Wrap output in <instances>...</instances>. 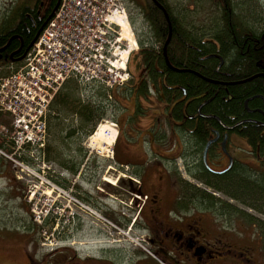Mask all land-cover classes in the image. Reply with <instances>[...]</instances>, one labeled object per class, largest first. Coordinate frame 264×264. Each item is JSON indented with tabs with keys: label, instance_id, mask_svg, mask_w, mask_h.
Returning <instances> with one entry per match:
<instances>
[{
	"label": "flooded vegetation",
	"instance_id": "1",
	"mask_svg": "<svg viewBox=\"0 0 264 264\" xmlns=\"http://www.w3.org/2000/svg\"><path fill=\"white\" fill-rule=\"evenodd\" d=\"M49 1L13 0L9 2L11 3L9 6L0 5V35H3V40L0 41V79L9 78L21 70L31 50L30 43L25 42L23 37L16 33L22 20H14L15 17L28 18L32 15L28 9L33 8L37 10L33 14L41 16ZM146 1L148 4L143 6L142 15L148 12L151 5L155 7L151 0ZM201 35L204 40L208 39V36ZM147 45L148 47L144 48L142 43L139 48L156 50V47L152 46L151 43H147ZM158 47H160V44ZM162 49L163 46H161L163 62L169 68L166 50L164 55ZM158 62L160 61L157 60L156 62L154 57L153 63L158 64ZM139 66L141 69L138 83L129 86L127 80L123 86L129 88L127 93L129 96L124 94L121 104L132 101V109L129 111V107L123 105L118 122L130 128L131 134L127 145L120 149L118 156L123 157L124 159L121 162L128 166L127 169L122 167V171L128 174L130 178L133 177L138 181L135 190V205L139 209L137 225L147 233V241L154 252L151 258L160 264H253V260L249 256L250 248H232L222 239V235L227 236L224 233L225 229L223 230L212 223L206 224L207 221L204 220L205 212L202 207H199V209L189 208L188 200L179 196V192L184 189L177 186V180H181V178H179L180 174L176 172L177 160H179L183 172L190 177L202 178L203 172H206L208 176L223 175L236 167H247L252 170L253 166L256 169L253 170L254 175H263L264 145L262 146V154L259 145L256 146L254 152L253 148L247 144L246 139L240 134L241 129L238 128L245 124H256V127L260 126L262 128L260 134H264V100L262 99V107L252 112L244 103L243 108L248 115L245 117L246 120L236 124L228 125L220 121L200 123L198 121L205 118V115H202V107L206 102L195 104L197 106L196 115L192 117L189 114V107L193 101L198 102L197 100L201 97L204 98V96L189 99L185 93H177V95L170 94L169 97H166L164 89L169 91L173 88L177 89V87H168L167 85L162 87L159 85V89H157L155 85L151 84H147L145 97L138 96L139 91H145L142 88V82L146 79L141 59ZM156 71L161 74L158 73L162 78L166 79L165 72L160 65L159 69L156 68ZM76 86L85 94L86 92L92 94L97 103L95 107H100L101 99L102 104L108 103L109 92L100 89V85L91 83L86 85L76 84ZM95 88H98V92L94 94L92 91ZM151 89L158 90L156 96L151 93ZM105 97L107 101H104ZM97 98L98 100H96ZM140 101L149 104L151 107L148 109L154 110V114L158 115L152 119L142 117L146 122V126L140 125L138 123L139 119H134L131 115L132 112L138 113V109L145 111ZM55 114L58 115L52 106H49L46 117V143L49 140V121ZM256 115L260 116L259 121L256 119ZM159 117H163L164 122L159 120ZM197 118L199 119L197 120ZM192 119L196 121L190 123ZM12 121V117L6 120L0 116V247L5 253H8L13 246H21L27 264H51L47 262L45 256L41 258L40 262L33 261L34 259L26 250L28 237L23 231L24 223L21 220V214L14 213V211L22 212L28 217L30 207L28 180H26L28 174H24V166L29 163L30 157L26 147L21 151L14 150L12 137L19 134V132L18 129L12 127ZM249 126L254 127L255 125ZM197 127L204 134V139L199 149L198 159L192 162L186 154L188 148L187 138L194 133ZM122 132L124 135L125 130ZM141 133L143 134L141 135ZM211 141L212 143L206 150L207 143ZM145 148L150 153H146ZM149 156L151 160L148 159ZM245 158L247 160H243ZM248 160H251V163ZM14 162L19 164L17 168L14 166ZM173 177L176 187L172 185ZM235 202L237 203V201ZM13 221L22 225L21 232L12 228ZM208 222L212 221L209 220ZM77 227L74 225L75 233L78 230ZM67 234L69 232L59 231L57 233L56 248L53 253L48 255V257L55 256L54 264H106L104 258L107 253H110L109 250L105 249L103 251L104 248L101 247L100 253L102 255L100 257L83 256L77 250L87 244L78 240L68 242L70 238L64 237ZM105 237L107 238V236ZM228 237L230 238V236ZM102 238L104 237L102 236ZM71 239H73V236H71ZM101 244L103 245V242ZM68 245L69 248L65 247ZM229 256H233L235 259L228 261L227 257ZM143 259L149 258L144 256Z\"/></svg>",
	"mask_w": 264,
	"mask_h": 264
},
{
	"label": "rangeland",
	"instance_id": "2",
	"mask_svg": "<svg viewBox=\"0 0 264 264\" xmlns=\"http://www.w3.org/2000/svg\"><path fill=\"white\" fill-rule=\"evenodd\" d=\"M11 1L13 0H0V5L9 6ZM164 1L170 8L172 15L182 20L185 26L194 32L204 34V32L214 30V25H220L221 10H219L218 0ZM229 1L231 2L234 15L239 17L238 22L247 25L252 30L264 29V0ZM113 2L115 6L108 12V19L117 15L115 10L120 14L124 10L132 37L136 43V49L126 59V71H120L126 74L127 85L132 86L138 83L141 69L139 66L141 56L138 43H143L144 48L148 47L147 43H152L155 47L159 44L154 42L149 26L142 15L143 6L148 4L146 0H114ZM110 27L113 31L109 37L111 58L114 51L126 50L127 42L123 41L116 44L119 29L111 24ZM64 68H66L65 62L60 66V69ZM115 72L112 70L110 75ZM111 84L113 83L111 82ZM76 87L77 97L82 96L84 99L85 97L80 92L81 89L78 86ZM112 87L109 89L110 98L108 103L102 104V99L100 100V107L106 105L110 107V110L103 120H101L102 117L98 120L91 132L92 134L98 125H104L111 118L115 120L116 111L121 112L123 105L129 107V111L132 109V101H126L121 104L123 95L129 92V88H117L116 85ZM151 93L155 96L157 95V91L154 89H151ZM85 95L87 97L92 96L90 92H86ZM152 98L154 99V97ZM104 101H107L106 97ZM140 104L145 111L138 109V113L132 112L131 115L134 119H139L138 121L146 123L142 117L152 119L158 116L154 114V110L148 109L151 107L149 104L143 101H140ZM34 109L29 116L24 117L29 127L33 126L31 118L35 115ZM69 119L73 121V124L67 128V131L74 134V136L78 135L76 136L77 138L71 141L64 135V140L69 143L67 147L56 141L55 137L57 134L53 130H49V140L43 148L44 151H38L43 153L44 162H41V159H38L36 153L33 152L30 153L29 163L24 166V174L27 172L30 174L26 180H28L27 186L29 187L28 198L29 200L32 198L31 206L28 217L22 212L14 211V213L21 214V220L24 223L23 231L28 237L26 242L27 252L34 259L33 261L40 262L41 258L45 256L47 262L54 264L55 256L48 257V255L56 248V237L60 231L69 232V234L64 236L70 238L68 242L78 240L94 249L92 255L95 257L102 255L99 251L102 249L101 247L109 246L108 250L110 253H107L104 258L106 264L159 263L150 256L151 254L154 255V252L147 241V233L137 225L138 208L135 205L136 185L133 183V178H130L124 171H119L116 161L101 160L96 157V153L100 150L102 151L98 145H93L94 140L99 138L98 130L95 131L93 139L89 141V136H84L86 127L78 121ZM158 119L164 122L163 117ZM68 124V120L63 119L60 123V128L64 129ZM121 126L124 128L122 123ZM33 127L35 128L36 125ZM126 135L127 132L125 130L124 138L129 140ZM124 145L125 143L121 139L117 145V152ZM102 153V157H106L104 155L106 151ZM97 154L101 156V154ZM39 155L41 156V154ZM177 161L176 173L180 174L179 178L188 185L205 190L204 186L183 172L181 162ZM248 162L251 163V160H248ZM77 165L79 166L76 174L72 175L70 169H75ZM251 169L250 174L253 173V170H256L254 166ZM172 185L175 186L174 177L172 178ZM205 192L211 193L219 202L229 205L232 209L243 212L251 220L250 223H246L233 216H218L204 211L206 224L212 223L223 230L225 229L224 233L227 236L222 235L225 243L235 249L250 248L249 256L253 260V264H264L263 202L259 203V205L251 203L248 207V205L237 204L221 193H213L211 189H207ZM252 199L249 198V200ZM260 210H262V213ZM34 211L40 216V223L34 221ZM46 212H48L47 216L43 218ZM209 220L212 222H208ZM74 225L78 226L76 233L73 229ZM21 226L15 221L12 223V228L14 230L18 229V232H21ZM71 236H73V239H71ZM101 242L105 243V245H102ZM65 247L69 248V245ZM89 255L91 256V253ZM24 256L21 246H13L8 253H5L0 247V264H27V259ZM144 256L149 259H143ZM230 259L235 258L233 256L227 257L228 261Z\"/></svg>",
	"mask_w": 264,
	"mask_h": 264
},
{
	"label": "trees",
	"instance_id": "3",
	"mask_svg": "<svg viewBox=\"0 0 264 264\" xmlns=\"http://www.w3.org/2000/svg\"><path fill=\"white\" fill-rule=\"evenodd\" d=\"M157 1L165 8L171 28L170 39L166 46L169 68L165 66L163 56H161V46L168 36V24L162 12L151 5L148 12L143 13V17L149 26L154 42L160 44V47H156V50L140 49L141 65L145 69L146 79H142V88L145 91H139L137 95L145 97L147 84H151L155 85L157 89H159V85L177 87V89L173 88L169 91L164 89L166 97H169L170 94L177 95V93H185L189 99L204 96L197 100L198 102L193 101L189 107V114L192 117L196 115L197 103L206 102L202 107V115H205V118L198 121L200 123L220 121L233 125L246 120L245 117L248 113L243 108L245 102L250 112L261 108L262 99L264 100V29L252 30L247 25L241 24L237 21L239 17L235 16L232 11L231 2L218 0L219 10H221L220 25H214V30L204 32V35L208 36V39L204 40L201 33L188 29L182 20L173 16L164 0ZM56 2L57 0H50L41 16H35L33 12H37V10L33 8L28 9L32 13L28 18L15 17L14 20H22L16 33L22 36L25 42L31 43L52 13ZM2 37L3 35H0V41L3 40ZM139 45L141 47L142 43ZM149 46L152 47L153 44ZM154 57L156 62L160 61L158 64L153 63ZM159 65L165 72L166 79L156 71V68L159 69ZM241 81L244 82L235 84V82ZM67 85L55 97L53 110L58 115L55 114L50 118L49 130H53L57 134L56 141L68 147L69 143L64 140L65 137L74 141L78 136L67 131V128L73 124L70 117H75L76 121L86 127L84 136H88L105 113L102 111L103 107L82 103L77 97L74 86ZM256 116L259 121L260 116ZM63 119H67L69 124L61 129L60 123ZM194 121L196 120L192 119L190 123ZM256 126V124H245L238 129H241L240 134L254 152L256 146L259 145L262 154L264 134L261 135L262 128ZM187 139L186 154L193 162L198 159L204 134L197 127ZM82 155L84 156V154ZM78 166L75 169H70L72 175L76 174ZM249 172L250 169L247 167H236L223 175L208 176L206 172H203V175H200L202 178L191 176L204 186L205 190L188 185L178 179L177 186L184 189L179 192V196L188 200L190 209L203 207L205 212H210L213 215H229L250 223L251 220L243 212L232 209L229 205L219 202L211 193L205 192L207 189H211L213 193H221L228 199L248 205V207L251 203L259 205L263 202L264 204V174L257 176ZM249 198L253 199L249 200ZM260 211L262 213V210Z\"/></svg>",
	"mask_w": 264,
	"mask_h": 264
},
{
	"label": "built area",
	"instance_id": "4",
	"mask_svg": "<svg viewBox=\"0 0 264 264\" xmlns=\"http://www.w3.org/2000/svg\"><path fill=\"white\" fill-rule=\"evenodd\" d=\"M110 3L113 0H62L55 18L40 36L21 70H26L27 75L16 77L20 71L0 87V113L7 112L18 118L16 124L25 132L21 135L24 138L21 145L44 140L43 117L47 106L67 78L74 77L83 85L94 82L110 86L119 77L117 72L113 77L110 75ZM64 62L66 68L60 69ZM33 108L35 115L31 122L41 133L24 120ZM103 135L102 151L97 153L106 151L110 154L111 134L106 130ZM13 141L17 146L16 138Z\"/></svg>",
	"mask_w": 264,
	"mask_h": 264
},
{
	"label": "bare ground",
	"instance_id": "5",
	"mask_svg": "<svg viewBox=\"0 0 264 264\" xmlns=\"http://www.w3.org/2000/svg\"><path fill=\"white\" fill-rule=\"evenodd\" d=\"M61 3H62V0H57V2H56V4H55V6H54V8H53V10H52V13L50 14V19H49V17L45 20V23L43 24V27L41 28V29H39V31L37 32V34H36V36H35V38H34V40H32V41H34L33 42V44L31 45V50L29 51V53H28V55H27V57H26V59H25V62H24V67H25V65H26V62H27V59H28V56H29V54L32 52V49L34 48V46L37 44V42H38V40H39V38H40V36L42 35V33L44 32V30L48 27V25L51 23V21L55 18V16H56V14H57V12H58V10H59V8H60V5H61ZM110 6H115V4L114 3H110L109 4V8L111 9V7ZM55 7H56V9H55ZM55 9V10H54ZM116 12V11H115ZM116 16L115 17H112V18H109V20H108V22L111 24V25H114L115 27H117L118 29H119V33H118V38H116V44H119L120 42H127V49L126 50H124V51H119V52H117V51H114V53L111 55V58H112V61H111V58H110V51H109V58H110V71H112V70H114V71H116L117 72V74H118V76L119 77H117L116 79H115V82L113 83V84H110V86H105L104 84L102 85V84H98V85H100L99 86V88L100 89H103V90H105V91H108L109 92V98H110V90L109 89H111V87L112 86H115L116 85V87L117 88H121V87H123L124 86V84L127 82V80H126V74H124V73H121L120 71H126V64H127V62H126V59L128 58V56H129V54L130 53H132L135 49H136V43H135V41H134V38L132 37V33H131V29H130V26H129V24H128V22H127V19H126V17H125V14H120L119 12H116ZM49 19V20H48ZM165 21H166V19H165ZM166 23H167V21H166ZM168 24V23H167ZM111 28V27H110ZM112 30V29H111ZM111 33H113V31L111 32ZM170 31H169V25H168V36L170 35ZM168 36H167V39H168ZM167 39H166V41H167ZM165 41V42H166ZM32 43V42H31ZM30 43V44H31ZM127 52V53H126ZM23 67V68H24ZM22 68V69H23ZM21 69V70H22ZM21 70H19L17 73H19ZM115 72V73H116ZM16 73V74H17ZM16 74H14V75H12L11 77H9V78H6V79H0V87L2 86V84L5 82V81H7V80H10V79H13L14 78V76L16 75ZM27 75V71L26 70H23V71H21L16 77H20V78H24L25 76ZM113 75V74H112ZM111 75V76H112ZM263 76V75H262ZM113 77V76H112ZM123 77V78H122ZM120 78V79H119ZM41 80H45L44 78H41ZM111 80H113V79H111ZM75 81H77L78 82V80L76 79V78H74V77H69V78H67L62 84H61V87L59 88V90L53 95V97H52V99L50 100V102H49V104H48V106H47V110H46V113H45V115H44V117H43V121H44V124H45V137H44V140H36L35 142H33L32 144L31 143H24V144H22L21 145V143H22V140H24V138L21 136V135H19L18 137H16V142H17V146L15 145V143H13V147L14 148H16L17 150H22V149H24L25 147L26 148H29V149H31L32 151H44L43 150V148H44V146H45V144H46V133H47V125H46V117H47V115H48V111H49V106H52V108H53V104H54V102H55V97L57 96V95H59L61 92H62V90H63V88L67 85V84H72L73 86H74V88H75V90H77V87H76V84H80L79 82L77 83V82H75ZM244 82V81H243ZM242 81L241 82H235V84H241V83H243ZM94 83V82H93ZM91 84V83H90ZM97 84V83H96ZM86 85V84H85ZM68 86V85H67ZM113 88V87H112ZM80 92L83 94V96L85 97L84 99L82 98V96H78V98L81 100V102L82 103H84V104H86V103H91V104H93V106H97V103L95 102V98L93 97V96H91V97H87L86 95H85V92L84 91H82V90H80ZM92 92H94V94L95 93H97L98 92V88H95ZM77 93V92H76ZM55 96V97H54ZM245 104H246V102H245ZM92 106V107H93ZM0 116H2L4 119H8V118H10V117H12L13 118V120H17L18 118L16 117V116H14V115H12V114H10V113H4V114H2V115H0ZM71 118V117H70ZM71 119H73V120H75V117H72ZM76 121V120H75ZM80 121V120H79ZM80 123V122H79ZM81 124V123H80ZM81 125H83V124H81ZM37 130V132L38 133H41L42 131L41 130H38V129H36ZM95 132V131H94ZM97 134H98V132H97ZM212 143V142H211ZM21 145V146H20ZM210 145V144H209ZM18 146H20L19 148H17ZM15 150V149H14ZM23 152V151H22ZM21 152V153H22ZM33 153V152H32ZM42 153V152H41ZM43 154V153H42ZM34 176V175H33Z\"/></svg>",
	"mask_w": 264,
	"mask_h": 264
},
{
	"label": "water",
	"instance_id": "6",
	"mask_svg": "<svg viewBox=\"0 0 264 264\" xmlns=\"http://www.w3.org/2000/svg\"><path fill=\"white\" fill-rule=\"evenodd\" d=\"M151 2L154 4V6L155 7H157L161 12H162V14H163V16H164V18L166 19V21H167V23H168V25H169V31H171V28H170V23H169V17H168V15H167V12H166V10L164 9V7L161 5V4H159L156 0H151ZM55 9H56V7H55ZM54 9V10H55ZM49 19H50V17H49ZM48 19V20H49ZM37 38V37H36ZM35 38V39H36ZM169 39H170V35L168 36V39H167V41L165 42V44L163 45V52H164V55H165V50H166V46H167V44H168V42H169ZM33 42L34 41H32V43L30 44V46L33 44ZM29 46V47H30ZM212 142V141H211ZM211 142H208L207 143V146H206V150H207V148H208V146H209V144L211 143ZM205 150V151H206Z\"/></svg>",
	"mask_w": 264,
	"mask_h": 264
},
{
	"label": "crops",
	"instance_id": "7",
	"mask_svg": "<svg viewBox=\"0 0 264 264\" xmlns=\"http://www.w3.org/2000/svg\"><path fill=\"white\" fill-rule=\"evenodd\" d=\"M138 123H139L140 125H144V122H142V121H139ZM119 153H120V151H119ZM123 159H124L123 157H120V158H119L120 161H122Z\"/></svg>",
	"mask_w": 264,
	"mask_h": 264
}]
</instances>
